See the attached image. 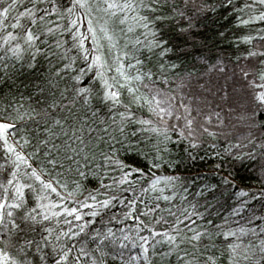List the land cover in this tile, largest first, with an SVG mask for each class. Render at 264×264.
I'll list each match as a JSON object with an SVG mask.
<instances>
[{
	"label": "snow or ice",
	"instance_id": "6c2138e0",
	"mask_svg": "<svg viewBox=\"0 0 264 264\" xmlns=\"http://www.w3.org/2000/svg\"><path fill=\"white\" fill-rule=\"evenodd\" d=\"M0 83V264H264V0H0Z\"/></svg>",
	"mask_w": 264,
	"mask_h": 264
},
{
	"label": "trees",
	"instance_id": "16d2710c",
	"mask_svg": "<svg viewBox=\"0 0 264 264\" xmlns=\"http://www.w3.org/2000/svg\"><path fill=\"white\" fill-rule=\"evenodd\" d=\"M213 27H216L213 25ZM221 48L224 49V52L222 54L224 63L228 65V72L226 76H221L219 74L213 73L211 74V86L213 88V92H215L216 88L218 87H224L229 93H232L233 90V83L231 79L232 69L234 66V58L235 55L238 53L235 52L234 49L228 48L227 44H222ZM218 50L213 49V52L216 53ZM231 58V62H230ZM215 62V56L213 57V61ZM208 81V76H201L199 78V83H205ZM9 87V84L6 83H0V93H3L7 91ZM235 87H238L236 85ZM191 92L193 94H201L203 92L202 89H200L199 84L197 83V80L194 79L191 83ZM186 92L189 91V89L185 90ZM220 95H223L221 93ZM235 96V94H233ZM208 99L212 100L215 99L217 102H219V97H213L209 96ZM210 163H215L214 160L211 161H200L199 159L196 161L195 165L189 164L188 167L190 168V172H184V169L182 168L181 171L184 172L185 175H194L196 172H201L202 174L208 175V183H216V180L212 178L210 173L208 172ZM247 164V162H246ZM237 175H238V188H243L246 191H249L250 195L248 197H245L243 199L248 201V204L245 205V207L241 210V216H250L253 213L256 216L264 215V197H261V193L264 192V185H261L259 180L256 178L258 176V171H249L248 167H240L237 165ZM204 183V181H197V185ZM256 196L257 199L253 200L252 196ZM217 198L221 200V203H224L226 200L227 203L225 204V208L230 210L231 207L237 206L234 201L236 197L234 196V192L228 193L226 196H220V193L216 194ZM209 200H212L211 196H208ZM204 201L201 200V203ZM223 211V209H221ZM239 218V217H237Z\"/></svg>",
	"mask_w": 264,
	"mask_h": 264
}]
</instances>
